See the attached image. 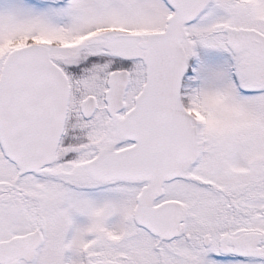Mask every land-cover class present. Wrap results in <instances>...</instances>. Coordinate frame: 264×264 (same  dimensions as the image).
Masks as SVG:
<instances>
[{
  "label": "snow or ice",
  "instance_id": "1",
  "mask_svg": "<svg viewBox=\"0 0 264 264\" xmlns=\"http://www.w3.org/2000/svg\"><path fill=\"white\" fill-rule=\"evenodd\" d=\"M0 264H264V0H0Z\"/></svg>",
  "mask_w": 264,
  "mask_h": 264
}]
</instances>
